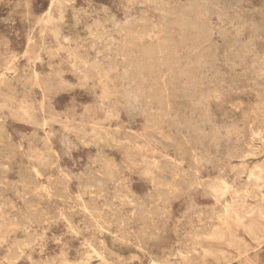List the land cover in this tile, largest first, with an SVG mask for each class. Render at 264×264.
I'll use <instances>...</instances> for the list:
<instances>
[{
	"label": "rangeland",
	"instance_id": "obj_1",
	"mask_svg": "<svg viewBox=\"0 0 264 264\" xmlns=\"http://www.w3.org/2000/svg\"><path fill=\"white\" fill-rule=\"evenodd\" d=\"M236 1L0 0V264H264V0Z\"/></svg>",
	"mask_w": 264,
	"mask_h": 264
},
{
	"label": "bare ground",
	"instance_id": "obj_2",
	"mask_svg": "<svg viewBox=\"0 0 264 264\" xmlns=\"http://www.w3.org/2000/svg\"><path fill=\"white\" fill-rule=\"evenodd\" d=\"M197 1H198V0H197ZM199 1H200V0H199ZM207 1H208V0H207ZM237 1H240V0H237ZM237 1H236V2H237ZM191 2L193 3V1H190L189 4H191ZM202 2H204V1H202ZM228 2H229V1H228ZM230 2H231V1H230ZM195 3H197V2L195 1ZM198 3H199V2H198ZM205 3H206V2H204V4H205ZM234 3H235V2H234ZM206 4H207V3H206ZM231 4H232V3H231ZM231 4H230V6H231ZM183 5H184V4H183ZM209 5H210V4H209ZM224 5H225V3H224ZM228 5H229V4H228ZM185 6H186V5H185ZM206 6H207V5H206ZM213 6H214V5H213ZM218 6H221V5L219 4ZM222 6H223V5H222ZM230 6H229V7H230ZM189 7H190V6H189ZM189 7L187 6L188 9H189ZM195 7H196V6H195ZM204 7H205V6H204ZM207 7H208V6H207ZM226 7H227V6H226ZM185 8H186V7H185ZM190 8H191V7H190ZM213 8H214V7H213ZM217 8H218V7H217ZM232 8H233V6H232ZM236 8H238V7H236ZM176 9H177V8H176ZM178 9H179V8H178ZM180 9H181V8H180ZM182 9H183V8H182ZM208 9H209V7H208ZM210 9H211V7H210ZM214 9L216 10V8H214ZM223 9H224V7H223ZM49 10H50V9H49ZM219 10H220V9H219ZM236 10H237V9H236ZM236 10H235V11H236ZM185 11H187V10H185ZM208 11H209V10H208ZM216 11H217V10H216ZM231 11H232V10H231ZM83 12H84V10H83ZM180 12H181V10H180ZM182 12H184V11H182ZM200 12H201V11H200ZM200 12L198 11V14H200ZM146 13H147V12H146ZM192 13H193V11H192ZM195 13H196V12H195ZM195 13H194V14H195ZM202 13H203V12H202ZM181 14H182V13H181ZM187 14H189V13H187ZM245 14H246V13H245ZM257 14H259V13H257ZM196 15H197V14H196ZM229 15H232V14H229ZM235 15H236V14H235ZM237 15H238V14H237ZM243 15H244V14H243ZM261 15H262V13H261ZM263 15H264V12H263ZM246 16H247V15H246ZM183 17H184V15H183ZM199 17L202 18L201 15H199ZM199 17H198V18H199ZM217 17H218V16H217ZM237 17H238V16H237ZM141 18H142V16H141ZM147 18H148V17H147ZM192 18H194V17H192ZM198 18H197V19H198ZM206 18H207V15H206ZM248 18H249V16H248ZM256 18H257V17H256ZM208 19H209V18H208ZM208 19H207V20H208ZM245 19H246V18H245ZM249 19H250V18H249ZM185 20H186V19H185ZM198 20H199V19H198ZM198 20L195 19V23H196ZM202 20H203V18H202ZM230 20H232V19L230 18ZM253 20H254V19H253ZM261 20H262V19H261ZM107 21H108V20H107ZM187 21H188V20H187ZM203 21H204V20H203ZM203 21H202V23H203ZM219 21H220V19H219ZM222 21H223V20H222ZM240 21H241V20H240ZM250 21H251V19H250ZM250 21H248V22H250ZM242 22H244V21L242 20ZM246 22H247V20H246ZM248 22H247V23H248ZM255 22H256V21H255ZM255 22H254V23H255ZM263 22H264V21H263ZM168 23H169V22H168ZM190 23H191V20H190ZM192 23H193V22H192ZM206 23H207V22H206ZM172 24H173V23H172ZM174 24H175V23H174ZM174 24H173V25H174ZM197 24H198V23H197ZM204 24H205V23H204ZM245 24H246V23H245ZM255 24H256V23H255ZM261 24H262V23H261ZM144 25H145V24H144ZM205 25H207V24H205ZM241 25H242V24H241ZM247 25H248V24H247ZM256 25H257V24H256ZM154 26H155V25H154ZM175 26H176V25H175ZM193 26H194V25H193ZM149 27H150V26H149ZM179 27H180V26H179ZM186 27H187V26H186ZM201 27H202V26L200 25V28H201ZM210 28H211V27H210ZM143 29H144V28H143ZM168 29H169V28H168ZM184 29H185V28H184ZM201 29H202V28H201ZM254 29H255V28H254ZM146 30H147V29H146ZM179 30H180V29H179ZM187 30H188V27H187ZM196 30H197V29H196ZM208 30H209V29H208ZM208 30H207V31H208ZM210 30H211V29H210ZM169 31H170V30H169ZM249 31H250V30H249ZM261 31H262V29H261ZM146 32H147V31H146ZM146 32H145V33H146ZM190 32H191V31H190ZM201 32H203V31L201 30ZM171 33H172V32H171ZM193 33H194V32H193ZM197 33L199 34V32H197ZM204 33H205V32H204ZM259 33H260V32H259ZM198 34H197V35H198ZM210 34H211V33H210ZM164 35H165V34H164ZM259 35H260V38H262V37H261V34H259ZM117 36H118V35H117ZM146 36H147V34H146ZM194 36H195V35H194ZM201 36H202V35H201ZM201 36H200V37H201ZM209 36H210V35H209ZM166 37H167V36H166ZM182 37H184V35H183ZM203 37H204V36H203ZM207 37H208V36H207ZM257 37H258V36H257ZM184 38H185V37H184ZM149 39H150V38H149ZM167 39H168V37H167ZM172 39H173V38H172ZM174 39H176V38H174ZM187 39H189V38L187 37ZM194 39H195V38H194ZM194 39H193V40H194ZM201 39H202V38H201ZM203 39H204V38H203ZM250 39H252V38H250ZM121 40H123V39H121ZM185 40H186V39H185ZM190 40H191V39H190ZM190 40H189V41H190ZM197 40H198V39H197ZM197 40H196V41H197ZM207 40H208V39H207ZM174 41H175V40H174ZM178 41H179V40H178ZM180 41H181V40H180ZM150 42H151V41H150ZM165 42H167V41H165ZM194 42H195V41H194ZM200 42H201V41H200ZM208 42L210 43V41H208ZM259 42H260V41H259ZM186 43H187V42H186ZM203 43H204V42H203ZM225 43H226V42H225ZM150 44H151V43H150ZM195 44H196V42H195ZM210 44H211V43H210ZM226 44H227V43H226ZM232 44H233V43H232ZM160 45H161V44H160ZM211 45H212V44H211ZM203 46H204V45H203ZM236 46H237V45H236ZM152 47H153V46H152ZM156 47H157V46H156ZM192 47H194V46H192ZM195 47H196V46H195ZM198 47H199V46H198ZM208 47H209V46H208ZM211 47H212V46H211ZM213 47H214V46H213ZM213 47H212V48H213ZM215 47H216V46H215ZM244 47H245V46H244ZM189 48H190V47H189ZM196 48H197V47H196ZM209 48H210V47H209ZM230 48H231V47H230ZM232 48H233V47H232ZM237 48H239V47H237ZM245 48H246V47H245ZM95 49H96V48H95ZM178 49H179V47H178ZM185 49H187V48H185ZM190 49H191V48H190ZM203 49H204V48H203ZM210 49H211V48H210ZM225 49H226V48H225ZM227 49H228V48H227ZM216 50H218V49H216ZM242 50H243V49H242ZM96 51H97V50H96ZM236 51H237V50H236ZM236 51H235V52H236ZM97 52H98V51H97ZM180 52H181V51H180ZM199 52H200V54H202L204 51H203V52L199 51ZM240 52H241V51H240ZM242 52H243V51H242ZM242 52H241V53H242ZM212 53H213V52H212ZM220 53H221V54H222V53L224 54V52H220ZM258 53H259V52H258ZM258 53H257V55H258ZM186 54L188 55V53H186ZM196 54H197V51H196ZM198 54H199V53H198ZM209 54H210V52H209ZM227 54H228V53H227ZM255 54H256V53H255ZM172 55H173V54H172ZM233 55H234V54H233ZM181 56H182V55H181ZM201 56H202V55H201ZM204 56H205V55H204ZM243 56H244V54H243ZM111 57H112V56H111ZM122 57H123V56H122ZM164 57H165V56H164ZM185 57H186V56H185ZM199 57H200V56H199ZM205 57H206V56H205ZM216 57H217V55H216ZM229 57H230V56H229ZM165 58H166V57H165ZM188 58H189V57H188ZM200 58H201V57H200ZM225 58L227 59L226 56H225ZM252 58H253V57H252ZM179 59H181V58L179 57ZM208 59H209V58H208ZM214 59H215V58H214ZM214 59H213V60H214ZM122 60H123V59H122ZM209 60H210V59H209ZM242 61L244 62V60H242ZM178 62H179V61H178ZM181 62H182V61H181ZM212 62H213V61H212ZM226 62H227V61H226ZM228 62H229V61H228ZM236 62H237V61H236ZM243 62H242V63H243ZM215 63H216V62H215ZM215 63H214V64H215ZM230 63H231V61H230ZM232 63H233V62H232ZM247 63H248V62H247ZM195 64H197V63H195ZM209 64H210V63H209ZM239 64H240V63H239ZM250 64H251V63H250ZM177 65H178V64H177ZM184 66H185V65H184ZM194 66H195V65H194ZM207 66H208V64H207ZM227 66H228V64H227ZM238 66H239V65H238ZM240 66H241V65H240ZM240 66H239V67H240ZM258 66H260V65H258ZM261 66H262V65H261ZM116 67H117V66H116ZM195 67H196V66H195ZM203 67H204V64H203ZM203 67H202V68H203ZM245 67H246V66H245ZM228 68H229V67H228ZM249 68H250V67H249ZM124 69H125V68H124ZM124 69H123V70H124ZM199 69H200V68H199ZM203 69H205V68H203ZM210 69H211V68H210ZM242 69H243V68H242ZM244 69H245V68H244ZM247 69H248V68H247ZM255 69H256V67H255ZM101 70H102V69H101ZM245 70H246V69H245ZM251 70H252V69H251ZM256 70H257V69H256ZM188 71H189V70H188ZM196 71H197V70H196ZM227 71H229V70H227ZM259 71H260V70H259ZM198 72H199V71H198ZM232 72H233V71H232ZM232 72H231V73H232ZM182 73H183V72H182ZM184 73H185V72H184ZM180 74H181V73H180ZM188 74H189V73H188ZM196 74H197V73H196ZM199 74H200V73H199ZM202 74H203V73H202ZM181 75H182V74H181ZM183 75H184V74H183ZM189 75H190V74H189ZM189 75H188V76H189ZM206 76H207V75H206ZM120 77H121V76H120ZM179 77H180V76H179ZM181 77H182V76H181ZM213 77H214V76H213ZM186 78H187V76H186ZM236 78H237V75H236ZM204 79H205V78H204ZM206 79H207V78H206ZM229 79H230V78H229ZM211 80H213V78H212ZM230 80H231V79H230ZM235 80H236V79H235ZM235 80H234L233 82H235ZM237 80H238V79H237ZM179 81H180V80H179ZM198 81H199V80H198ZM200 81H201V79H200ZM205 81H206V80H205ZM201 82H202V81H201ZM206 82H207V81H206ZM194 83H195V82H194ZM194 83H193V86H194ZM211 83H212V81H211ZM236 83H237V81H236ZM157 84H158V83H157ZM197 84H198V83H197ZM202 84H203V83H202ZM215 84H216V82H215ZM255 84H256V83H255ZM122 85H123V84H122ZM158 85H159V84H158ZM199 85H201V84H199ZM205 85H206V84H205ZM195 86H196V85H195ZM203 86H204V85H203ZM203 86H202V87H203ZM206 86H207V85H206ZM113 87H114V86H113ZM114 88H115V87H114ZM134 88H135V87H134ZM197 88H198V86H197ZM180 89H181V88H180ZM200 90H201V89H200ZM153 91H154V90H153ZM187 91H189V90H187ZM154 93H155V92H154ZM183 93H184V92H183ZM189 94H190V93H189ZM228 94H232V93L229 92ZM234 95H235V94H234ZM133 96H134V95H133ZM135 96H136V95H135ZM138 96H139V95H138ZM185 96H186V95H185ZM186 98H187V97H186ZM139 99H140V98H139ZM135 101H136V100H135ZM135 101H134V102H135ZM139 101H140V100H139ZM139 101L136 102V103H139ZM125 102H126V101H125ZM128 103H129V102H128ZM136 103H134V104H136ZM222 103H223V102H222ZM129 104H131V103H129ZM139 104L141 105V103H139ZM139 104H138V105H139ZM127 105H128V104H127ZM136 105H137V104H136ZM137 107H138V106H137ZM141 107H142V106H141ZM141 107H140V109H141ZM187 107H188V106H187ZM187 107H186V108H187ZM180 108H181V105H180ZM188 108H189V107H188ZM127 110H128V109H127ZM197 110H198V109H197ZM210 112H211V111H210ZM138 114H139V113H138ZM173 116H174V115H173ZM176 117H177V116H176ZM190 118H191V117H190ZM176 119H177V118H176ZM198 119H199V118H198ZM177 120H178V119H177ZM180 120H182V119H180ZM192 120H194V119L192 118ZM194 121H195V120H194ZM180 122H181V121H180ZM196 122H197V121H196ZM203 122H204V121H203ZM200 124H202V123H200ZM191 125H192V124H191ZM174 126H175V125H174ZM183 126H184V125H183ZM198 126H199V125H198ZM157 127H158V126H157ZM177 127H178V126H177ZM179 127H180V124H179ZM188 127H189V126H188ZM208 127H209V126H208ZM180 128H181V127H180ZM193 128H194V127H193ZM216 128H218V126H217ZM220 128H221V127H220ZM177 129H178V128H177ZM199 129H200V128H199ZM175 130H176V129H175ZM178 130H179V129H178ZM185 130H186V129H185ZM193 130H194V129H193ZM44 131H45V130H44ZM188 131H189V130H188ZM195 131H196V130H195ZM182 132H183V131H182ZM182 132H181V133H182ZM184 132H185V131H184ZM196 132H197V131H196ZM212 132H213V130H212ZM103 133H104V132H103ZM189 133L191 134L190 131H189ZM254 134H255V133H254ZM196 135H197V134H196ZM199 136H200V135H199ZM212 136L214 137V135H212ZM212 136H210V137H212ZM190 137H191V136H190ZM192 137H193V136H192ZM197 138H198V136H197L196 138H194V139H197ZM251 138H252V137H251ZM116 139H117V138H116ZM180 139H181V138H180ZM188 139H189V138H188ZM200 140H201V139H200ZM263 140H264V138H263ZM219 141H220V140H219ZM182 142H183V139H182ZM190 142H191V141H190ZM241 142H242V141H241ZM59 143H60V142H59ZM186 143H187V141H186ZM200 143L202 144V142H200ZM229 143H230V142H229ZM201 144H200V146H201ZM14 145H15V144H14ZM76 145H77V144H76ZM188 145H189V144H188ZM197 145H198V144H197ZM202 145H203V144H202ZM204 145H205V144H204ZM170 146L172 147V145H170ZM195 146H196V145H195ZM200 146L198 145L199 148L202 147V146H201V147H200ZM235 146H236V145H235ZM191 147H192V146H191ZM191 147H190V148H191ZM19 148H20V147H19ZM63 148H64V147H62V149H63ZM169 148H170V147H169ZM182 148H183V147H182ZM204 148H205V146H204ZM191 149H192V148H191ZM59 150H61V149H59ZM66 150H67V149H66ZM184 150H187L186 147H185ZM184 150H181V151H184ZM46 151H47V149H46ZM63 151H64V150H63ZM68 151H70V150H68ZM176 151H177V150H176ZM199 151H200V150H199ZM47 152H48V151H47ZM202 153H203V152H202ZM15 154H16V153H15ZM55 154H56V153H55ZM8 155H9V154H8ZM61 155H62V154H61ZM184 155H185V154H184ZM184 155H183V156H184ZM64 156H66V155L64 154ZM64 156H63V157H64ZM233 157H235V156L233 155ZM8 158H9V156H8ZM61 158H62V157H61ZM100 158H101V157H100ZM108 158H109V157H108ZM33 159H34V158H33ZM55 159H56V158H55ZM211 159H212V158H211ZM157 160H158V159H157ZM212 160H214V159H212ZM90 161H92V160H90ZM213 163H214V162H213ZM169 164H170V163H169ZM59 165H60V164H59ZM164 165H165V164H164ZM4 166H5V165H4ZM7 166H8V165H7ZM107 166H108V165H107ZM165 166H167V165H165ZM208 166H209V165H208ZM212 166H213V165H212ZM45 167H46V166H45ZM58 169H59V168H58ZM60 169H61V167H60ZM65 169H66V168H65ZM85 169H86V168H85ZM87 169H89V168H87ZM109 169H111V168H109ZM189 169H190V168H189ZM23 170H24V169H23ZM89 170H90V169H89ZM124 170H125V169H124ZM196 170H197V169H196ZM68 171H69V170H68ZM185 171H186V170H185ZM52 172H53V171H52ZM187 172H188V171H187ZM31 173H32V172H31ZM37 173H39V172H37ZM84 173H85V172H84ZM63 174H64V173H63ZM76 174H77V173H76ZM32 175H33V174H32ZM39 175L41 176V174H39ZM99 175H101V174L99 173ZM71 176H72V175H71ZM71 176H70V177H71ZM88 176H89V175H88ZM106 176H107V175H106ZM112 176H115V174L112 175ZM221 176H222V175H221ZM66 177H68V176H66ZM70 177H68V178H70ZM74 177H75V176H74ZM163 177H164V176H163ZM219 177H220V176H219ZM33 178H34V176H33ZM33 178H32V179H33ZM36 178H37V177H36ZM36 178H35V179H36ZM41 178H42V177H41ZM30 179H31V178H30ZM65 179H66V178H65ZM77 179H78V178H77ZM82 179H83V178H82ZM87 179H88V177H87ZM165 179H166V178H165ZM209 179H210V178H209ZM219 179H220V178H219ZM37 180H38V179H37ZM70 180H71V179H70ZM88 180H89V179H88ZM166 180H167V179H166ZM82 181H83V180H82ZM92 181H93V180H92ZM169 181H170V180H169ZM198 181H199V180H198ZM31 182H32V181H31ZM31 182H30V183H31ZM34 182H35V181H34ZM36 182H37V181H36ZM63 182H64V181H63ZM63 182H62V183H63ZM77 182H78V181H77ZM100 182H101V181H100ZM152 182H153V181H152ZM192 182H193V181H192ZM30 183H29V184H30ZM41 183H42V182H40V184H41ZM82 183H83V182H82ZM130 183H131V182H130ZM31 184H32V183H31ZM36 184H37V183H36ZM78 184H80V183H77V185H78ZM116 184H117V183H116ZM211 184H212V183H211ZM211 184H210V185H211ZM216 184H217V182H216ZM80 185H81V184H80ZM80 185H79V187H80ZM85 185H86V181H85ZM101 185H102V184H101ZM218 185H219V184H218ZM40 186H41V185H40ZM94 186H95V185H94ZM35 187H36V186H35ZM41 187H42V186H41ZM46 187H47V186H46ZM65 187H66V186H65ZM101 187L103 188L104 186L102 185ZM199 187H200V186H199ZM208 187H209V186H208ZM92 188H93V186H92ZM218 188H219V187H218ZM23 189H24V188H23ZM33 189H34V188H33ZM44 189H45V188H44ZM51 189H52V188H51ZM81 189H82V188H81ZM93 189H94V188H93ZM115 189H116V188H115ZM208 189H209V188H208ZM212 189H213V188H212ZM219 189H220V188H219ZM31 190H32V189H31ZM31 190H30V193H31ZM59 190H60V189H59ZM104 190H105V189H104ZM119 190H120V189H119ZM125 190H126V189H125ZM221 190H222V188H221ZM32 191H33V190H32ZM160 191H161V190H160ZM213 191H214V190H213ZM26 192H27V191H26ZM106 192H107V190H106ZM215 192H216V191H215ZM217 192H218V191H217ZM23 193H25V192H23ZM162 193H163V192H162ZM42 194H43V193H42ZM42 194H41V195H42ZM44 194H45V193H44ZM46 194H48V193H46ZM87 194H88V193H87ZM116 194H117V192H116ZM31 195H32V194H31ZM35 195H36V193H35ZM35 195H33V197L31 196V198H34ZM48 195H49V194H48ZM78 195H79V194H78ZM105 195H106V194H105ZM212 195H213V194H212ZM220 195H221V194H220ZM42 196H43V195H42ZM46 196H47V195H46ZM170 196H171V195H170ZM214 196H215V195H214ZM216 196H217V195H216ZM221 196H222V195H221ZM223 196H224V195H223ZM25 197H28V196H25ZM35 197H36V196H35ZM49 197H50V196H49ZM49 197H48V198H49ZM79 197H80V196H79ZM105 197H106V196H105ZM150 197H151V196H150ZM217 197H218V196H217ZM52 198H53V197H52ZM89 198H90V197H89ZM145 198H146V197H145ZM213 198H214V197H213ZM22 199H25V198H22ZM49 199H50V198H49ZM58 199H60V198H58ZM30 200H31V199H30ZM41 200H42V199H41ZM41 200L39 199L40 202H41ZM74 200H75V199H74ZM74 200H73V202H74ZM80 200H81V199H80ZM21 201H22V200H21ZM37 201H38V200H37ZM141 201H142V200H141ZM241 201H242V200H241ZM86 202H87V201H86ZM134 202H135V201H134ZM4 203H5V202H4ZM92 203H94V202H92ZM2 205H3V203H2ZM38 205H39V202H38ZM40 205H41V203H40ZM42 205H43V204H42ZM133 205H134V204H133ZM220 205H221V204H220ZM6 206H7V205H6ZM43 207H44V206H43ZM75 207H76V206H75ZM133 207H134V206H133ZM146 207H147V206H146ZM26 208H27V207H26ZM35 208H36V207H35ZM118 208H119V207H118ZM147 208H148V207H147ZM33 209H34V208H33ZM41 209H42V208H41ZM41 209H40V211H41ZM75 209H76V208H75ZM85 209H86V208H85ZM94 209H95V208H94ZM97 209H99V208L97 207ZM255 209H256V208H255ZM252 210H254V208H253ZM53 211H54V210H53ZM152 211H153V210H152ZM152 211H151V212H152ZM155 211H156V210H155ZM55 212H57V211H55ZM149 212H150V211H149ZM4 213H5V212H4ZM6 213H7V212H6ZM31 214H32V212H31ZM5 215H6V214H5ZM32 216H33V215H32ZM35 216H36V215H35ZM119 216H120V215H119ZM22 217H23V216H22ZM41 217H42V216H41ZM35 219H36V218H35ZM38 219H39V218H38ZM141 219H142V218H141ZM4 220H5V219H4ZM50 220H51V219H50ZM122 220H123V218H122ZM46 221H47V220H46ZM31 222H32V221H31ZM126 222H127V221H126ZM146 223H147V222H146ZM21 224H22V223H21ZM119 224H120V223H119ZM25 225H26V224H25ZM28 225H29V224H28ZM28 225H27V226H28ZM24 228H25V227H24ZM102 228H103V227H102ZM104 229H105V228H103V230H104ZM105 231H107L106 233H108V230H105ZM105 231H104V232H105ZM74 232H75V231H74ZM37 234H38V233H37ZM39 234H40V233H39ZM41 234H42V231H41ZM198 234H199V233H198ZM36 236H37V235H36ZM34 237H35V236H34ZM37 237H38V236H37ZM37 237H36V238H37ZM40 237H41V235H40ZM25 238H26V236H25ZM31 238H33V237L31 236ZM31 238L28 237V239H31ZM38 238H39V237H38ZM22 239H23V238H22ZM13 240H14V239H13ZM17 240H18V239H17ZM32 240H33V239H32ZM18 241L20 242V239H19ZM23 241H24V240H23ZM30 241H31V240H29V241L27 240V241L24 242V244H25L26 242H28L27 244H29ZM122 241H123V240H122ZM21 243H22V241H21ZM30 243H31V242H30ZM16 244H18V243H16ZM35 244H36V243H35ZM130 244H131V243H130ZM19 245H20V244H18L17 247H18ZM198 246H199V245H197V247H198ZM20 247H21V246H20ZM38 247H39V246H38ZM13 250L15 251V247H14ZM40 251H41V250H40ZM221 252H222V251H221ZM12 253H13V252H12ZM14 253H15V252H14ZM11 255H12V254H11ZM13 255H14V254H13ZM16 256H17V254H16ZM16 256H15V259H16ZM30 257H31V256H30ZM28 260H29V259H28Z\"/></svg>",
	"mask_w": 264,
	"mask_h": 264
}]
</instances>
